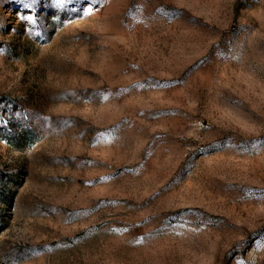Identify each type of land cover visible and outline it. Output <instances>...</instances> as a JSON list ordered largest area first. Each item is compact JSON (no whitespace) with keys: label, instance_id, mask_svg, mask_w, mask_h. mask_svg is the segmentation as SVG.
<instances>
[{"label":"rangeland","instance_id":"374dc122","mask_svg":"<svg viewBox=\"0 0 264 264\" xmlns=\"http://www.w3.org/2000/svg\"><path fill=\"white\" fill-rule=\"evenodd\" d=\"M0 264H264V0H0Z\"/></svg>","mask_w":264,"mask_h":264},{"label":"snow or ice","instance_id":"6c2138e0","mask_svg":"<svg viewBox=\"0 0 264 264\" xmlns=\"http://www.w3.org/2000/svg\"><path fill=\"white\" fill-rule=\"evenodd\" d=\"M64 0H57V3H63Z\"/></svg>","mask_w":264,"mask_h":264}]
</instances>
